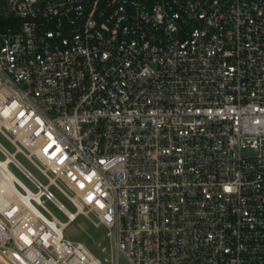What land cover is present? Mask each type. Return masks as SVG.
I'll use <instances>...</instances> for the list:
<instances>
[{"label":"built area","instance_id":"1","mask_svg":"<svg viewBox=\"0 0 264 264\" xmlns=\"http://www.w3.org/2000/svg\"><path fill=\"white\" fill-rule=\"evenodd\" d=\"M0 3V264H264V0Z\"/></svg>","mask_w":264,"mask_h":264},{"label":"rangeland","instance_id":"2","mask_svg":"<svg viewBox=\"0 0 264 264\" xmlns=\"http://www.w3.org/2000/svg\"><path fill=\"white\" fill-rule=\"evenodd\" d=\"M0 141L5 144L8 148L13 149L11 144H9L6 138L1 134ZM0 156L2 157L1 153ZM18 157L29 169H31L35 174L40 176L38 170L23 155L19 154ZM14 171L34 189V186H32L28 182V180L19 170L14 169ZM57 194L67 204L69 208L73 209V206L67 200H65L61 195H59L58 192ZM48 205L51 209H53V211L60 219L66 220V216L61 211L56 209V207L50 203ZM65 236L71 239L72 241H79L84 243L90 250H92L97 255H102V246L108 245V241L106 239V228L98 224L97 216L93 212H88L87 210L85 214H81L79 216L77 221L71 223L65 229ZM118 264H131V262L125 257L120 256Z\"/></svg>","mask_w":264,"mask_h":264},{"label":"trees","instance_id":"3","mask_svg":"<svg viewBox=\"0 0 264 264\" xmlns=\"http://www.w3.org/2000/svg\"><path fill=\"white\" fill-rule=\"evenodd\" d=\"M2 4L0 3V25H4L7 23V18L4 16L1 10Z\"/></svg>","mask_w":264,"mask_h":264},{"label":"bare ground","instance_id":"4","mask_svg":"<svg viewBox=\"0 0 264 264\" xmlns=\"http://www.w3.org/2000/svg\"><path fill=\"white\" fill-rule=\"evenodd\" d=\"M66 211H67V212H69V213H71V211H70V210H68V209H66ZM80 212H81V211H80ZM74 216H75V215H74Z\"/></svg>","mask_w":264,"mask_h":264}]
</instances>
